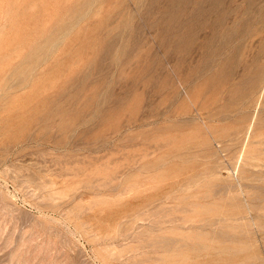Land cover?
I'll return each instance as SVG.
<instances>
[{"label":"rangeland","instance_id":"rangeland-1","mask_svg":"<svg viewBox=\"0 0 264 264\" xmlns=\"http://www.w3.org/2000/svg\"><path fill=\"white\" fill-rule=\"evenodd\" d=\"M0 55V264H264V0H0Z\"/></svg>","mask_w":264,"mask_h":264},{"label":"bare ground","instance_id":"bare-ground-1","mask_svg":"<svg viewBox=\"0 0 264 264\" xmlns=\"http://www.w3.org/2000/svg\"><path fill=\"white\" fill-rule=\"evenodd\" d=\"M3 11H4V9H3ZM3 18V17H2ZM182 22V21H181ZM8 23V22H7ZM216 24V23H215ZM4 26V25H3ZM22 39H24V38H22ZM74 39H76V37L74 38ZM6 40V39H5ZM23 41V40H22ZM85 42V41H84ZM83 42V43H84ZM86 42H88L87 40H86ZM23 43V42H22ZM17 44V43H16ZM92 44V43H91ZM4 45V44H3ZM84 45V44H83ZM86 45V44H85ZM87 45H90V44H88L87 43ZM91 46V45H90ZM93 46V45H92ZM91 46V47H92ZM94 48V47H93ZM80 49V48H79ZM83 49H86V48H84V46H83V48H82V50ZM92 49V48H91ZM95 51V50H94ZM69 54H71V53H69ZM6 55V54H5ZM4 58L5 57H3V55H0V61H3L4 62ZM4 65H5V63H3ZM7 64V63H6ZM2 65H0V67H1ZM4 67V66H3ZM2 67V68H3ZM17 68V67H16ZM2 71V70H1ZM3 73V72H2ZM1 75V74H0ZM46 81H48V80H46ZM53 81V80H52ZM1 82V81H0ZM43 82V81H42ZM41 82V83H42ZM37 85H38V83H36ZM3 85V84H2ZM41 85V84H40ZM39 86V85H38ZM89 86V85H88ZM85 87V86H84ZM3 88V87H2ZM43 88V87H42ZM35 89V88H34ZM99 89V88H98ZM39 91V90H38ZM76 94V93H75ZM88 96V95H87ZM93 96V95H92ZM77 97V96H76ZM51 98V97H50ZM49 98V99H50ZM73 98V97H72ZM77 98H79V97H77ZM76 98V99H77ZM93 98H95V97H93ZM92 98V99H93ZM39 100V99H38ZM71 100V99H70ZM69 100V101H70ZM86 100V99H85ZM95 100V99H94ZM35 101V100H34ZM33 101V102H34ZM52 101V100H51ZM76 101V100H75ZM91 101V100H90ZM26 103H22L21 104V113L18 115V118H19V120H17V123H15V125H14V127L15 128H19V127H25V126H23L25 123H27L28 122V118L27 117H25V112H30V111H32V112H36L37 110L39 111V109H40V107H42L43 108V106H46L47 104H48V98L46 97V98H44V99H40L39 100V102L37 103L36 102V104H34L33 103V105H31L30 103H32V102H30V103H28V101H25ZM66 102V101H65ZM74 103V102H73ZM76 104V103H75ZM74 104V105H75ZM91 104V103H90ZM94 104V103H93ZM88 105V104H87ZM86 105V106H87ZM86 106H84V107H86ZM60 107V106H59ZM74 106H72V108H73ZM41 108V109H42ZM53 108H54V106H53ZM47 109V108H46ZM68 109H70V107H69V104H67V106H61L60 108H57V109H52L51 111H49V112H47V113H45L46 115H44L45 117L43 118L44 120V122H43V125H44V123L46 122V124L48 123L47 121H48V119H49V121L50 122H52V121H54V118H55V116L57 115V114H60L61 116H63L64 117V115H67V114H69V113H72V112H70ZM87 109V108H86ZM85 109V110H86ZM24 111V112H23ZM29 115V114H28ZM32 117V115H29L28 117ZM59 116V115H58ZM57 116V117H58ZM61 116H59L60 118H61ZM69 116V115H68ZM47 117V118H46ZM70 118H68L69 120L71 119V116H69ZM72 117H73V115H72ZM59 118V119H60ZM106 118V117H105ZM39 119H41V118H39ZM63 119V118H62ZM30 121V120H29ZM56 121V120H55ZM34 122V121H33ZM41 123H42V119H41ZM67 123H68V121H67ZM51 124V123H50ZM59 124L63 127V126H65V124H66V120H61V122H59ZM73 124V123H72ZM68 126V125H67ZM25 136H26V139L28 138L29 140H32V141H35V140H37V139H39L40 138V132L39 131H34V132H32V133H29V134H24ZM24 136V137H25ZM43 139H46V137H44ZM214 225V224H213ZM204 235V234H203ZM200 243V242H199ZM226 248V247H225ZM179 253H180V251H179ZM182 259V258H181Z\"/></svg>","mask_w":264,"mask_h":264}]
</instances>
